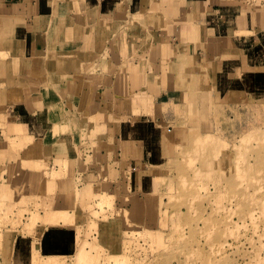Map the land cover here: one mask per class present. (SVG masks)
I'll use <instances>...</instances> for the list:
<instances>
[{"label":"crops","instance_id":"crops-1","mask_svg":"<svg viewBox=\"0 0 264 264\" xmlns=\"http://www.w3.org/2000/svg\"><path fill=\"white\" fill-rule=\"evenodd\" d=\"M263 108L264 0H0V166L68 209L51 252L72 249L76 187L154 188L193 132Z\"/></svg>","mask_w":264,"mask_h":264},{"label":"rangeland","instance_id":"rangeland-1","mask_svg":"<svg viewBox=\"0 0 264 264\" xmlns=\"http://www.w3.org/2000/svg\"><path fill=\"white\" fill-rule=\"evenodd\" d=\"M260 116L241 124L233 115L181 143L154 188L130 185L128 173L104 182L96 197L76 187L69 208L80 225L60 232L75 249L54 251L67 255L58 256V264H264V108ZM8 180L0 166V264H42L51 252L43 230L49 220L43 215L31 222L34 212H44L42 197L35 189L17 195ZM46 189L56 193L52 183ZM7 246H15L11 261ZM81 250L91 259L83 260Z\"/></svg>","mask_w":264,"mask_h":264},{"label":"bare ground","instance_id":"bare-ground-1","mask_svg":"<svg viewBox=\"0 0 264 264\" xmlns=\"http://www.w3.org/2000/svg\"><path fill=\"white\" fill-rule=\"evenodd\" d=\"M209 121V120H208ZM193 122V121H192ZM212 122V121H211ZM212 124V123H211ZM3 125H5V124H3ZM206 125V124H205ZM208 126V125H207ZM211 126V125H210ZM6 127V126H5ZM15 128V127H14ZM16 128H18V129H22L20 126H16ZM16 128H15V130H16ZM210 128V127H209ZM8 129V128H7ZM6 129V130H7ZM208 129V128H207ZM9 130V129H8ZM11 130V129H10ZM23 130V129H22ZM211 130V129H210ZM12 131H14V129H12ZM11 132V131H10ZM206 134H209L210 132H205ZM199 135V134H198ZM198 135H193V136H191L193 139H195ZM2 146H4L3 144H2ZM90 189H92V188H89V189H87V191L88 192H92V191H90ZM93 190V189H92ZM23 197H25L24 195H23ZM21 199H23V198H21ZM25 199V198H24ZM18 200V199H17ZM20 200V199H19ZM19 200H18V202H19ZM26 201V200H25ZM17 204V203H16ZM43 204V203H42ZM137 204V203H136ZM138 204H139V201H138ZM15 205V204H14ZM44 206V205H43ZM45 208V212L46 213H41V212H38V211H36V212H34V214H33V216H31L32 217V221L31 222H36V220L38 219V218H42V216L44 215V218L46 219V220H59V219H61V218H63V217H65L66 216V214H68V212H64L63 210H68L67 208H64V207H57V208H53V207H49V206H47V207H44ZM59 210H61V211H59ZM63 211V212H62ZM135 217V216H134ZM136 218V217H135ZM52 221V222H53ZM60 221V220H59ZM51 223V222H50ZM11 229V228H10ZM9 230V229H8ZM13 230V229H12ZM108 229H106L105 228V231H107ZM14 231V230H13ZM77 234V233H76ZM47 235H48V233H47ZM56 236V235H55ZM47 237V236H46ZM60 237V236H59ZM106 239L108 238V237H105ZM62 239V238H61ZM72 239V238H71ZM70 239V240H71ZM75 239V238H74ZM77 239V238H76ZM53 240V239H52ZM78 240V239H77ZM76 240V241H77ZM73 241V240H72ZM81 241V240H80ZM80 241H79V243H80ZM82 242V241H81ZM76 243H78V242H76ZM78 243V244H79ZM51 244V243H50ZM35 246H37V244L35 245ZM51 246V245H50ZM70 246V245H69ZM84 246V245H83ZM48 247H49V245H48ZM72 247H73V245H72ZM34 248L35 249H37L38 247H34L33 246V249H32V257H34L35 256V254H34ZM70 249V248H69ZM74 249L75 248H72V251H74ZM77 249H78V245H77ZM80 249H82V248H80ZM5 250H6V256H5V259L7 260V261H11L12 259V257H11V255H12V253H13V251L15 250V246H7L6 248H5ZM59 250V249H58ZM83 250V249H82ZM81 250V251H82ZM76 251V250H75ZM83 252V253H82ZM81 253H82V258H83V260L85 259L86 261H88L87 259H89V251L87 252V250L86 251H82ZM72 254V253H71ZM58 256H67V255H64V254H59V253H57V252H50V253H47V254H43L42 255V259H40V261H41V263L42 264H44V260H46L47 262L45 263V264H58L59 262V259H57V258H59ZM78 258V257H77ZM34 259H35V257H34ZM91 259V258H90ZM89 259V260H90ZM21 260H23V258L21 257ZM20 261V260H19ZM77 261V260H76ZM16 262V261H15ZM11 264V263H10ZM21 264H24V261H21Z\"/></svg>","mask_w":264,"mask_h":264}]
</instances>
